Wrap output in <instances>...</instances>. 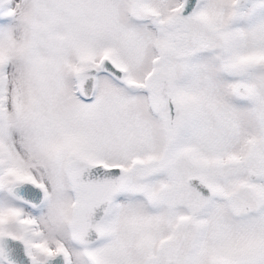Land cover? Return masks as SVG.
Segmentation results:
<instances>
[{
	"label": "snow or ice",
	"instance_id": "snow-or-ice-1",
	"mask_svg": "<svg viewBox=\"0 0 264 264\" xmlns=\"http://www.w3.org/2000/svg\"><path fill=\"white\" fill-rule=\"evenodd\" d=\"M0 264H264V0H0Z\"/></svg>",
	"mask_w": 264,
	"mask_h": 264
}]
</instances>
